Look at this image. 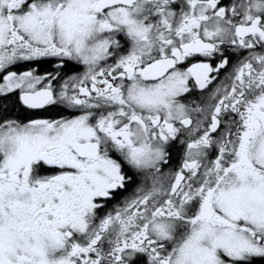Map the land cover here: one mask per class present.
Listing matches in <instances>:
<instances>
[{
	"label": "snow or ice",
	"instance_id": "1",
	"mask_svg": "<svg viewBox=\"0 0 264 264\" xmlns=\"http://www.w3.org/2000/svg\"><path fill=\"white\" fill-rule=\"evenodd\" d=\"M0 264H264V0H0Z\"/></svg>",
	"mask_w": 264,
	"mask_h": 264
}]
</instances>
